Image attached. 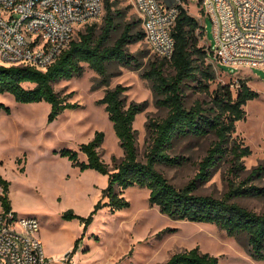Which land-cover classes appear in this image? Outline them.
Listing matches in <instances>:
<instances>
[{
	"label": "rangeland",
	"instance_id": "1",
	"mask_svg": "<svg viewBox=\"0 0 264 264\" xmlns=\"http://www.w3.org/2000/svg\"><path fill=\"white\" fill-rule=\"evenodd\" d=\"M113 1L126 20L133 22L139 17L132 0ZM183 7L205 27V34H200L199 28L194 34L197 46L207 54L203 65L209 64L215 74V78L208 81V91L199 89L196 82L185 84V105L189 106L195 99L208 101L209 92L217 83H230L234 94L237 79H248V86L258 92V97L245 103V118L235 122L234 134L251 150L243 157L245 169L237 178V181L244 180L251 168L264 163V65L218 61L212 51L215 41L211 23L199 9L198 0H183ZM102 14L103 10L93 21L99 24ZM127 48L137 57L139 67H110L112 75L107 86L96 85L97 74L86 64L79 76L53 82L60 96L78 106L63 110L50 122L46 119L49 111L46 102L22 103L9 93L0 94V101L10 108L9 113L0 111V175L9 181L8 197L16 214L37 218L38 236L49 258L46 264H161L171 254L192 247L217 256L218 264H264V260L247 254L242 240L228 236L214 224L173 219L162 214L156 205L149 204L148 190L135 185L121 189V195L129 201L128 207L111 211L108 206H99L85 230L78 219L62 217L67 209L87 216L97 202L106 201L102 190L106 187L107 175L92 169L80 171L66 157L59 156L58 150L63 147L77 150L79 143L90 140L95 131H102L103 139L97 147L100 158L112 170L122 157L112 123L104 106L97 103L105 88L119 83L125 86L126 105L142 104L132 123L140 159L148 145L146 123L166 114L165 108L154 103L150 81L140 76L149 62L162 57L144 39L130 43ZM196 62L199 63L200 58ZM163 68L165 74L173 73L168 63H164ZM213 140V135L180 139L171 155L182 156L183 160L174 165L159 163L156 167L171 183L183 186L195 177L197 162ZM77 158L85 160L81 152ZM226 178L223 163L206 181L197 184L195 193L220 196L227 190ZM248 182L264 187V175L254 176ZM234 200L256 212H264V194ZM72 248H75L73 255L67 257L66 253Z\"/></svg>",
	"mask_w": 264,
	"mask_h": 264
},
{
	"label": "trees",
	"instance_id": "2",
	"mask_svg": "<svg viewBox=\"0 0 264 264\" xmlns=\"http://www.w3.org/2000/svg\"><path fill=\"white\" fill-rule=\"evenodd\" d=\"M102 7L100 23H86L45 70L22 64H0V94L9 93L15 101L22 103L46 102L49 104L46 119L50 122L63 110L78 106L76 102L66 101L60 96L54 90L53 82L79 76L83 64H86L97 74L96 85L107 86L112 75L110 67H139L137 57L127 46L144 39L140 17L133 22L126 20L113 0H102ZM178 8L170 30L174 39L170 59L151 61L140 73L151 83L154 103L166 109L163 118L150 119L146 123L149 139L143 159L138 157L132 126L142 104L130 102L126 105L123 100L125 86L119 83L105 88L97 103L104 106L123 154L110 170L97 151L103 139L102 131H95L90 140L79 143L77 150L67 147L58 150L59 156L66 157L80 171L92 169L107 175V184L102 190L106 201L97 202L87 216L67 209L62 217L78 219L85 230L99 206H108L111 211L128 207L129 201L121 195V189L135 185L148 190L149 204L156 205L162 214L173 219L214 224L228 236L242 240L250 257L264 260V212H256L234 200L236 197L264 194V187L248 182L254 176L264 175V163L257 164L244 180L237 181L245 169L243 157L251 150L234 134L235 122L245 118V103L258 97V92L248 86V79H237L234 94L230 83H217L209 92L208 101L195 99L189 106L185 105V84L196 82L199 89L208 91V81L213 80L215 74L209 64L203 65L207 54L197 46L194 32L199 28L200 34H203V26L184 7L179 5ZM197 58H200L199 63ZM164 63L173 69L172 74L164 73ZM25 83L31 86L27 87ZM0 111L9 113L10 108L0 101ZM207 135H213L214 140L197 162L195 177L185 185H174L157 169L159 163L174 165L183 160L182 156L171 155L176 141ZM78 152L84 154L85 160H78ZM223 163L226 165L227 190L220 196L195 193L197 184L206 181L212 171ZM8 185L9 181L0 175V206L3 212L12 210ZM74 250L72 248L66 256L73 255ZM161 264H218V257L192 247L171 254Z\"/></svg>",
	"mask_w": 264,
	"mask_h": 264
},
{
	"label": "built area",
	"instance_id": "3",
	"mask_svg": "<svg viewBox=\"0 0 264 264\" xmlns=\"http://www.w3.org/2000/svg\"><path fill=\"white\" fill-rule=\"evenodd\" d=\"M132 2L146 43L170 59V30L183 0ZM198 5L210 20L218 61L264 65V0H198ZM102 10V0H0V64L45 70ZM38 231L35 216L0 211V264H46Z\"/></svg>",
	"mask_w": 264,
	"mask_h": 264
},
{
	"label": "crops",
	"instance_id": "4",
	"mask_svg": "<svg viewBox=\"0 0 264 264\" xmlns=\"http://www.w3.org/2000/svg\"><path fill=\"white\" fill-rule=\"evenodd\" d=\"M12 210L14 211V209L12 208Z\"/></svg>",
	"mask_w": 264,
	"mask_h": 264
}]
</instances>
